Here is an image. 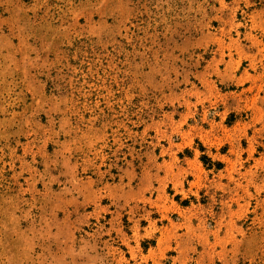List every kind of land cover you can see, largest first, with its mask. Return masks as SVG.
Masks as SVG:
<instances>
[{
	"label": "rangeland",
	"instance_id": "obj_1",
	"mask_svg": "<svg viewBox=\"0 0 264 264\" xmlns=\"http://www.w3.org/2000/svg\"><path fill=\"white\" fill-rule=\"evenodd\" d=\"M0 264H264V0H0Z\"/></svg>",
	"mask_w": 264,
	"mask_h": 264
},
{
	"label": "trees",
	"instance_id": "obj_2",
	"mask_svg": "<svg viewBox=\"0 0 264 264\" xmlns=\"http://www.w3.org/2000/svg\"><path fill=\"white\" fill-rule=\"evenodd\" d=\"M204 159H206V158L202 156V161H203Z\"/></svg>",
	"mask_w": 264,
	"mask_h": 264
}]
</instances>
